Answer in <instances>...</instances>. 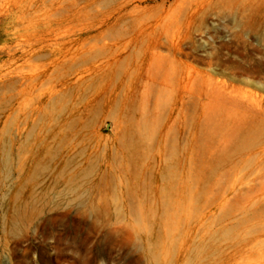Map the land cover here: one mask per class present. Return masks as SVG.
Here are the masks:
<instances>
[{
    "label": "rangeland",
    "instance_id": "obj_1",
    "mask_svg": "<svg viewBox=\"0 0 264 264\" xmlns=\"http://www.w3.org/2000/svg\"><path fill=\"white\" fill-rule=\"evenodd\" d=\"M0 0V264H264V0Z\"/></svg>",
    "mask_w": 264,
    "mask_h": 264
},
{
    "label": "bare ground",
    "instance_id": "obj_2",
    "mask_svg": "<svg viewBox=\"0 0 264 264\" xmlns=\"http://www.w3.org/2000/svg\"><path fill=\"white\" fill-rule=\"evenodd\" d=\"M200 2H201V0H194V3H200ZM194 3H193V4H194ZM2 14H3V13L1 12V9H0V17H2Z\"/></svg>",
    "mask_w": 264,
    "mask_h": 264
}]
</instances>
